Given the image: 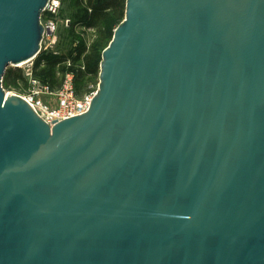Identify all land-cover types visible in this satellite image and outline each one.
<instances>
[{
	"label": "water",
	"instance_id": "1",
	"mask_svg": "<svg viewBox=\"0 0 264 264\" xmlns=\"http://www.w3.org/2000/svg\"><path fill=\"white\" fill-rule=\"evenodd\" d=\"M48 0H0V264H264V0H125L88 110L7 93Z\"/></svg>",
	"mask_w": 264,
	"mask_h": 264
},
{
	"label": "rangeland",
	"instance_id": "2",
	"mask_svg": "<svg viewBox=\"0 0 264 264\" xmlns=\"http://www.w3.org/2000/svg\"><path fill=\"white\" fill-rule=\"evenodd\" d=\"M60 6L57 13V27L55 30V42L52 45L44 43L38 53V55L32 60V68L29 69L27 65L19 66H10L9 69L11 71L19 72L21 73L22 79L19 78H12L11 76L7 75L3 82V88L7 93L14 92L18 94H27L30 89V76L35 78L37 82L47 87L48 90L52 92L58 91L63 83L65 74L67 72H71L74 75V82H75V76H77L78 71L85 72V64H84V57L86 55L91 54L90 48L91 46L98 41L99 39V30L94 26H88L87 24H84V22L80 21L79 23L74 24V20H71V17L68 15V11L71 10L73 6H75L74 0H59ZM80 9L86 10L87 13L91 11V9L87 5V0H81L80 3ZM124 12H125V0L123 3V10H122V16L120 18L116 19L113 22V25L110 27L113 35L114 29L117 27V25L120 24V22L124 18ZM72 25V38L71 39H64V34L69 31L70 25ZM65 34V35H66ZM111 35V38H112ZM110 38V40H111ZM110 40H101L99 41V47L98 51L100 52L99 59L101 60L102 51L104 48L109 44ZM82 44L85 47V50L81 52V54H78L77 47ZM47 45V46H46ZM51 54L58 56L61 60L56 65L55 70H53V76L49 77L48 75H45L46 78L41 77L42 69L45 67V62H40L39 66L35 68V61H37V58L41 54ZM73 57H78L77 60H73ZM100 63V62H99ZM65 69V71H62ZM32 72H31V71ZM30 71V72H29ZM31 73V74H29ZM84 80H81L82 84L85 83L84 86L80 89V92L76 93L78 96L83 95L86 91L89 85H93V87H98L99 83V66H98V73L97 74H84L83 77ZM75 87V85H74Z\"/></svg>",
	"mask_w": 264,
	"mask_h": 264
},
{
	"label": "built area",
	"instance_id": "3",
	"mask_svg": "<svg viewBox=\"0 0 264 264\" xmlns=\"http://www.w3.org/2000/svg\"><path fill=\"white\" fill-rule=\"evenodd\" d=\"M59 6V0H48L44 7L40 19L44 28L40 49L44 43L48 42L49 44L47 45H52L55 42L54 34L57 27ZM33 59L25 64L29 69L32 68ZM31 76L30 89L27 94L10 93L21 96L36 111V114L49 125L86 112L97 91V87L89 85L87 91L83 95L78 96L74 87V75L71 72L65 74L62 86L56 92H52L47 87L40 85Z\"/></svg>",
	"mask_w": 264,
	"mask_h": 264
},
{
	"label": "trees",
	"instance_id": "4",
	"mask_svg": "<svg viewBox=\"0 0 264 264\" xmlns=\"http://www.w3.org/2000/svg\"><path fill=\"white\" fill-rule=\"evenodd\" d=\"M75 6L71 8V10L68 11V15L71 17V20H74V24L79 23L80 21L84 22V24H87L88 26H94L99 31V39L96 41L90 48L91 54L86 55L84 57V64H85V72L78 71L77 76H75V89L77 92H80V89L82 86L85 85L82 84L81 80H84V74H97L98 73V66H99V56L100 52L98 51L99 47V41L101 40H110L112 31L111 26L113 25V22L120 18L122 16V10H123V3L124 0H87V5L91 9L89 13L86 12L84 9H80V3L81 0H74ZM72 25L69 27V31L67 34L63 36V38L66 40L71 39L72 36ZM78 54H81L85 50V47L80 44L77 47ZM78 57H73V60H77ZM60 58L56 55L51 54H41L37 61H35V68H37L40 64V62H45V67L41 71V77L46 78L45 75H48L49 77L53 76V70H55L56 65L60 62ZM62 71H65L63 69ZM9 75L12 78H19L22 79L21 73L11 71L9 68L6 69L4 79L6 76Z\"/></svg>",
	"mask_w": 264,
	"mask_h": 264
},
{
	"label": "bare ground",
	"instance_id": "5",
	"mask_svg": "<svg viewBox=\"0 0 264 264\" xmlns=\"http://www.w3.org/2000/svg\"><path fill=\"white\" fill-rule=\"evenodd\" d=\"M28 61L30 62V60H28ZM28 61H24V62L18 63L17 65H19V66H23L24 64L29 63ZM17 65H16V66H17Z\"/></svg>",
	"mask_w": 264,
	"mask_h": 264
}]
</instances>
